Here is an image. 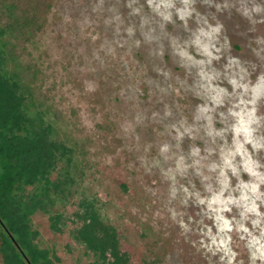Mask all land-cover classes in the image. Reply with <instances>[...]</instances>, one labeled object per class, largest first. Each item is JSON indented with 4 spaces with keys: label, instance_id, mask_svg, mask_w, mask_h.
Returning a JSON list of instances; mask_svg holds the SVG:
<instances>
[{
    "label": "rangeland",
    "instance_id": "rangeland-1",
    "mask_svg": "<svg viewBox=\"0 0 264 264\" xmlns=\"http://www.w3.org/2000/svg\"><path fill=\"white\" fill-rule=\"evenodd\" d=\"M0 53L71 148L59 228L31 215L51 264H96L82 197L129 264H228L224 237L232 264H264V0H0Z\"/></svg>",
    "mask_w": 264,
    "mask_h": 264
},
{
    "label": "trees",
    "instance_id": "trees-1",
    "mask_svg": "<svg viewBox=\"0 0 264 264\" xmlns=\"http://www.w3.org/2000/svg\"><path fill=\"white\" fill-rule=\"evenodd\" d=\"M25 91L0 53V257L3 264H51L48 249L34 240L38 230L31 215L48 211L50 226L59 228L62 213L50 206L64 194L69 178L51 173L71 148L53 136L54 126L42 113L28 114ZM71 219L80 221L73 236L92 251L96 264H129L116 227L92 198L82 197Z\"/></svg>",
    "mask_w": 264,
    "mask_h": 264
},
{
    "label": "clouds",
    "instance_id": "clouds-1",
    "mask_svg": "<svg viewBox=\"0 0 264 264\" xmlns=\"http://www.w3.org/2000/svg\"><path fill=\"white\" fill-rule=\"evenodd\" d=\"M185 2H186V0H185ZM183 18H184V16L182 14L180 16V19L183 20ZM164 19L167 20V19H169V17L168 16H165ZM129 35H131V30L130 29H129ZM220 91L222 92L223 90L221 89ZM213 99H214V101L216 103H220V100H219L218 97H214ZM207 110H208L207 108L202 109V111H207ZM213 202H216V201H213ZM201 203H203V201H201ZM171 215H172V218H175V215L176 214L174 212H172ZM217 219H220V218L217 217ZM180 227L181 228H186V226L183 224V222L180 223ZM223 228H228V222L227 221L224 222ZM245 231H246V229H245ZM262 234H264V233H262ZM212 242H213V244H216L217 243L215 237H213ZM228 243H229L228 237H224L222 240H220V242L218 244V248L221 249L225 253V255L229 257L228 264H232V259L235 257L236 254L231 252V250L228 247ZM252 244L258 245V247L256 249V253H259V258L261 260H264V244H260V242L258 240H255V239H253ZM256 253H253L252 254V258L253 259H256L257 258Z\"/></svg>",
    "mask_w": 264,
    "mask_h": 264
}]
</instances>
